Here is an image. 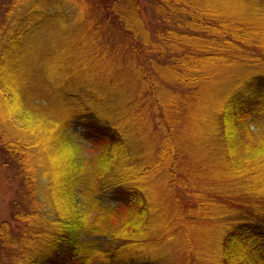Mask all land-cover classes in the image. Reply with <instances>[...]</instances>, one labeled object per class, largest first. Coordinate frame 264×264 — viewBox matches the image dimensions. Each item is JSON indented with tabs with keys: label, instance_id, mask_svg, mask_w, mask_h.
I'll return each instance as SVG.
<instances>
[{
	"label": "trees",
	"instance_id": "1",
	"mask_svg": "<svg viewBox=\"0 0 264 264\" xmlns=\"http://www.w3.org/2000/svg\"><path fill=\"white\" fill-rule=\"evenodd\" d=\"M0 18V264H264V0Z\"/></svg>",
	"mask_w": 264,
	"mask_h": 264
},
{
	"label": "rangeland",
	"instance_id": "2",
	"mask_svg": "<svg viewBox=\"0 0 264 264\" xmlns=\"http://www.w3.org/2000/svg\"><path fill=\"white\" fill-rule=\"evenodd\" d=\"M9 176L7 169L0 164V221L10 220L9 202L13 197L12 187L14 188L15 185ZM94 261L90 264H94Z\"/></svg>",
	"mask_w": 264,
	"mask_h": 264
}]
</instances>
